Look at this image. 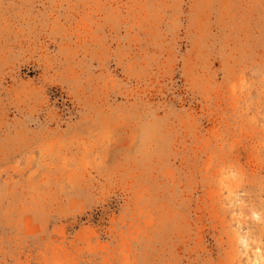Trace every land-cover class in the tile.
<instances>
[{
  "label": "rangeland",
  "instance_id": "rangeland-1",
  "mask_svg": "<svg viewBox=\"0 0 264 264\" xmlns=\"http://www.w3.org/2000/svg\"><path fill=\"white\" fill-rule=\"evenodd\" d=\"M0 264H264V0H0Z\"/></svg>",
  "mask_w": 264,
  "mask_h": 264
}]
</instances>
